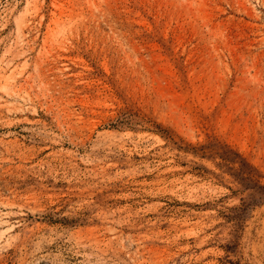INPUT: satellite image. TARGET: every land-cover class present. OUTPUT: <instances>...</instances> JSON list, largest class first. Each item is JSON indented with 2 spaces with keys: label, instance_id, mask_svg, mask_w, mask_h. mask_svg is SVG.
Wrapping results in <instances>:
<instances>
[{
  "label": "rangeland",
  "instance_id": "1",
  "mask_svg": "<svg viewBox=\"0 0 264 264\" xmlns=\"http://www.w3.org/2000/svg\"><path fill=\"white\" fill-rule=\"evenodd\" d=\"M214 141L264 186V0H0V264H264Z\"/></svg>",
  "mask_w": 264,
  "mask_h": 264
},
{
  "label": "trees",
  "instance_id": "2",
  "mask_svg": "<svg viewBox=\"0 0 264 264\" xmlns=\"http://www.w3.org/2000/svg\"><path fill=\"white\" fill-rule=\"evenodd\" d=\"M207 149L212 152V157L217 156L221 160V163L218 165L235 180L240 182L244 189L254 190V192L264 190V186L259 184L260 175L258 170L239 152L233 150L227 144L214 141L208 145H201L196 150V153L200 152L202 156H204ZM250 196L254 197L253 193H251ZM260 197L264 199V191L261 192ZM257 201L256 198H253L251 202H243V207H236L233 209L235 214L232 217L236 220H240L248 206Z\"/></svg>",
  "mask_w": 264,
  "mask_h": 264
}]
</instances>
